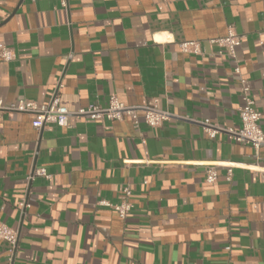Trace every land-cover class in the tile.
Listing matches in <instances>:
<instances>
[{
	"label": "crops",
	"instance_id": "crops-1",
	"mask_svg": "<svg viewBox=\"0 0 264 264\" xmlns=\"http://www.w3.org/2000/svg\"><path fill=\"white\" fill-rule=\"evenodd\" d=\"M230 26L264 132V0H0V45L16 54L0 59L5 107L115 96L171 114L37 130L30 113L0 109V222L18 233L13 248L0 239V264H264V145L256 158L201 124H240L233 62L212 42ZM195 40L200 54L179 49ZM38 167L50 177L29 179ZM126 185L122 219L99 201L122 202Z\"/></svg>",
	"mask_w": 264,
	"mask_h": 264
},
{
	"label": "built area",
	"instance_id": "built-area-1",
	"mask_svg": "<svg viewBox=\"0 0 264 264\" xmlns=\"http://www.w3.org/2000/svg\"><path fill=\"white\" fill-rule=\"evenodd\" d=\"M65 5V0H62ZM213 43L219 46V53L226 54L233 62V71L238 77L241 95V104L237 109L240 124L237 127H228L218 124H213L209 119L201 121L203 130L210 138H214L218 132L226 133L228 139L250 145L254 150V156L258 158V150L264 145V132L262 131L259 120L261 113L255 106V102L251 96V89L248 84L247 78L241 72L237 61L236 48L241 42V35L230 26L227 28L226 35L213 39ZM179 49L185 53L200 54L201 47L198 41H182L178 43ZM16 57L15 52L5 45H0V59L3 61H10ZM0 109H5L12 112H25L32 115L31 125L33 128L39 130L47 125H57L67 127L69 126V118L72 116H81L88 119H107V120H122L124 117H129L134 125L137 127L139 123V113L142 115V120L150 127L161 125L165 120L169 119L171 114L159 109L154 103L149 102L141 106H131L119 101L117 97L111 96L108 104L105 107L99 105H88L80 107L75 110H70L60 104L59 97L54 94L52 97L41 105L28 103L19 100L8 107H5L0 101ZM230 173V170H228ZM35 176L49 178L50 175L45 167H38L33 169L29 175V179ZM216 178L214 166H209L206 170V181L213 182ZM124 200L120 203L113 204L107 200H101L99 203L104 206L111 207L118 216L122 219L125 218L127 212L131 209V204L128 197L131 194V189L128 185L122 189ZM21 210H24L29 205L25 198L21 199L18 203ZM18 233L15 229L0 222V239L8 242L13 248L16 245ZM12 257L7 258L5 264H11Z\"/></svg>",
	"mask_w": 264,
	"mask_h": 264
}]
</instances>
